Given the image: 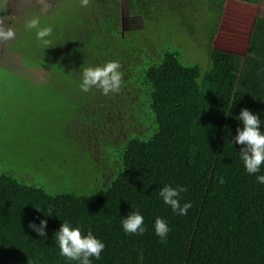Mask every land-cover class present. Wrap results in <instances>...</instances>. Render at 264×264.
Returning a JSON list of instances; mask_svg holds the SVG:
<instances>
[{
  "label": "trees",
  "instance_id": "16d2710c",
  "mask_svg": "<svg viewBox=\"0 0 264 264\" xmlns=\"http://www.w3.org/2000/svg\"><path fill=\"white\" fill-rule=\"evenodd\" d=\"M258 3L63 0L30 18L52 28L47 49L26 27L30 19L13 24L16 50L48 74L36 82L4 68L16 94L81 90L82 70L110 61L120 63L122 81L109 95L81 91L88 100L65 128L69 140L53 133L37 161V173L51 183L0 168V264H77L60 255L54 234L63 221L104 242L92 264H264V185L246 173L234 142L241 109L264 121ZM176 15L185 38L173 36ZM130 16L140 25L125 27ZM188 38L204 48L207 66L186 56ZM59 97L49 99L61 104ZM27 138L37 140L29 132ZM165 185L187 189L180 201L191 202L186 216L162 202ZM137 210L147 230L125 234L121 220ZM157 217L170 228L165 241L154 234ZM41 219L47 239L28 228Z\"/></svg>",
  "mask_w": 264,
  "mask_h": 264
},
{
  "label": "rangeland",
  "instance_id": "374dc122",
  "mask_svg": "<svg viewBox=\"0 0 264 264\" xmlns=\"http://www.w3.org/2000/svg\"><path fill=\"white\" fill-rule=\"evenodd\" d=\"M62 1L0 0V27L5 30L11 27L15 32L14 23L30 19L32 16L48 14L51 9H57ZM257 9L258 13L264 16V0H259ZM128 20L125 27H137L141 22V19L134 16L128 17ZM169 23L170 26H177L173 30L174 37L185 38V33L178 27V15ZM190 41H185L186 56L200 65L205 61L207 66V53L204 48L197 46V42ZM16 43L14 40L0 42V168L36 185L49 184L52 177L36 171L39 167L37 161L42 162L43 147L45 149L54 142L51 138L53 133L60 142L69 140L65 128L78 118V113L83 107L82 102L88 99L81 90L74 87L55 89L52 92L47 89L44 92L33 91L29 95L35 99L33 101L25 92L16 94L13 83L10 84L11 79L6 78V73L2 71L4 68L36 82L45 81L48 75L45 69L20 54L15 48ZM177 43L180 41L177 40ZM181 43L184 44L182 40ZM58 96L62 99L61 104L49 99ZM28 132L33 133L37 140L27 138ZM43 160L49 162L48 158Z\"/></svg>",
  "mask_w": 264,
  "mask_h": 264
},
{
  "label": "clouds",
  "instance_id": "9594fccd",
  "mask_svg": "<svg viewBox=\"0 0 264 264\" xmlns=\"http://www.w3.org/2000/svg\"><path fill=\"white\" fill-rule=\"evenodd\" d=\"M82 6H86L88 0H81ZM28 29L36 30L38 41L49 48L51 44L49 37L52 35L51 27H40V20L34 17L26 22ZM15 39V32L11 27L5 30L0 27V42ZM121 65L117 61H110L103 66L87 67L82 70V80L80 89L88 92L92 88H98L102 94L109 95L117 93L121 88L122 75ZM242 127H237V135L234 142L240 145L239 158L243 163L244 169L248 175H254L258 184L264 185V174H261V168L264 167V131L261 125L259 113H252L249 109L243 108L239 115L234 117ZM232 144V142H229ZM187 189L183 186L172 187L165 185L161 188L158 195L162 202L169 206L173 213L179 216H186L188 210L192 207L191 202L181 204V193ZM37 210H41L37 208ZM51 213H49L50 216ZM47 221L41 219L39 226L34 222H29L28 228L36 233L41 239H47ZM121 227L125 234L142 236L147 228L144 223L143 215L137 211L131 213L121 220ZM155 236L161 241H165L170 232V228L165 219L157 217L153 224ZM56 242L59 245L60 255L69 261L77 264H92L93 259L99 260L101 253L105 249V244L99 238L93 235L91 231L82 234L79 227H74L70 222L63 221L59 230L54 234Z\"/></svg>",
  "mask_w": 264,
  "mask_h": 264
}]
</instances>
